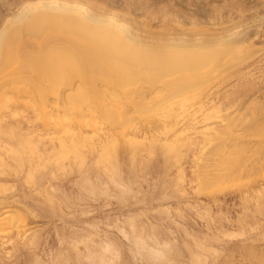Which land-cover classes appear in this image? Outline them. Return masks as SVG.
<instances>
[{
  "label": "rangeland",
  "instance_id": "obj_1",
  "mask_svg": "<svg viewBox=\"0 0 264 264\" xmlns=\"http://www.w3.org/2000/svg\"><path fill=\"white\" fill-rule=\"evenodd\" d=\"M17 2L0 0V17ZM97 2L115 7L157 38L161 34L180 32L182 28L186 34L191 30L206 31V38L212 39L222 29L241 26L240 30H245L250 38L251 47L247 53L239 55V63L223 65V73H216L211 82L205 83V90L203 87L199 90L198 100L192 105L187 103L189 106L185 104V109L175 105L171 112L161 111L156 113L158 116L149 113L146 119H140L131 108V97L122 102L121 110L131 118L125 138L143 143L146 149L156 147V150L152 147V152L155 151L152 155L141 151L134 161L128 151L119 152L121 178L133 193L130 192L132 195L128 194L131 196L125 201L121 200L118 189L105 184V175L95 168L100 150L107 142L115 140V130L99 122L93 113L90 118L96 120L90 119L92 124H86L87 113L92 111L83 110L79 114L80 109L76 111L79 117L71 114L72 111L64 115V107L55 95L49 97L42 112L29 96L28 88L5 84L14 74L5 75L0 80L3 84L0 95L8 96L10 103L6 109L0 108V133L3 132L0 135L8 139L14 130L19 136H36L34 139L45 148L46 156L54 155L56 147L70 144L69 141L77 137L85 144L82 152L86 165L77 170L80 166L73 168L75 164L71 161V167L66 161V168L58 170L49 159L52 167L49 165L46 169L44 159L47 157L35 155L44 157V164L40 157H33L40 158V162L34 161H38L40 169L44 167L41 175L38 174L40 180L28 183L26 174L30 167L27 170L25 162L29 160L19 170L8 148L2 146L4 142L6 146L8 140L3 139L4 135L0 138V143L3 142L0 162L5 165L0 163V264H264V131L261 134L246 131L252 119L264 121V0ZM148 97L149 100L152 95ZM43 114L45 117L53 114L52 121L59 116L64 125L55 120L56 125L62 127L48 122L49 126H45ZM130 114L133 115L128 117ZM93 123L97 127L92 126ZM225 124L233 126L232 134H238L237 142L245 146L244 157L237 167L239 171L237 173L236 168L230 178L227 175L220 178L219 185L213 189H200V174L203 175L204 169L211 177L220 174L223 177L226 173L217 161L219 155L209 153L210 145L203 143L208 134L213 136L212 133L225 128ZM23 135L21 138H25ZM174 141L184 145L180 166L174 164L179 168L165 160L167 165L161 154L162 147H158ZM34 162H29L31 168L36 165ZM84 176L91 184L88 187L99 192L107 189L109 194L96 191V195L91 192L89 195L85 188L88 184H83ZM102 182L105 185L100 186ZM140 243L148 249L141 250ZM152 249L164 253L166 260L161 262L150 257Z\"/></svg>",
  "mask_w": 264,
  "mask_h": 264
},
{
  "label": "bare ground",
  "instance_id": "obj_2",
  "mask_svg": "<svg viewBox=\"0 0 264 264\" xmlns=\"http://www.w3.org/2000/svg\"><path fill=\"white\" fill-rule=\"evenodd\" d=\"M101 3L103 4V2ZM102 4L97 2V0H18L12 10L0 17V80H3L5 75L10 76L9 73H11V77L14 74L11 79L4 83L27 87L28 89L23 88L29 91V96L35 99L38 106L42 108V112L48 105L49 97L53 98L52 95H55L54 98L57 96L56 99L58 100L59 98L58 101L66 109L61 106L64 109L61 108L64 115L69 114L70 111H72L71 114L75 115L74 113L80 111V109L82 110L79 114L83 110H86L84 112L92 111L87 113L89 118L87 117L88 121H86L87 123L85 122L86 124L88 122L92 124L93 119L96 120L94 117L90 118L92 115L90 113H93L99 122L115 130V140H110L111 142H107L100 150L101 152L98 153L96 158L95 168H99L105 175L107 179H105L107 181L105 184H111L108 186H113L115 190L118 189L119 195L122 197L121 200L125 201L133 193L121 178L119 152L128 151L131 161H134L141 151L144 150L143 152H148V155H152L151 153L155 152L152 151L154 148L156 150V147L148 145L151 147L147 146L148 149H146L143 143L131 138H125V132L127 131L125 129L129 126L131 118H127L125 111L121 110V104L124 105L122 102L131 97V102H129L131 108L140 119H146L145 116L149 113L171 112L174 110L172 108L175 105H179V107H184L187 103L192 105L194 104L192 103L193 101L198 100L199 90L202 87L205 90L204 84L208 83L216 73L220 72L222 66L226 63L230 65L237 64L239 55L246 51L248 52L251 43H249L250 38L246 34L247 32L240 30L241 26L222 29L217 35L214 34L215 36L213 37L215 38L212 39H210L211 37L206 38V31L191 30L192 32L189 31L186 34V30L182 28L181 30H184V32L177 28L180 32L167 33L170 31L169 29L165 32L167 33L166 35L163 34L164 37L160 33L161 37L159 34L157 38L154 32L156 37L148 29L145 30L142 25L116 10L115 7L110 8L108 7L109 5ZM174 30L176 31L175 28ZM2 85L0 84L1 89ZM2 95H0V108L6 109L8 108L7 105H9L7 103H10L7 101L9 98L5 95L6 99L4 93ZM151 95V99L148 100V96ZM53 100L50 102L52 103ZM187 105L186 107L189 106ZM37 109L39 110V108ZM76 114V116L79 115L78 113ZM73 115L68 116L71 117ZM131 115L133 114L128 115V117H131ZM50 117H45V115L42 117L45 126L48 125L47 122L53 123L54 126H61V124L56 125L55 123V120L56 122L61 120L59 116L52 121L54 118L52 114V122ZM132 118L135 121L134 117ZM136 119L138 120V118ZM62 122L60 121V123ZM263 123L258 121V119H252L249 124L247 123L248 125L246 124V131L249 130L252 133L261 134L264 131ZM220 124L222 125L223 123ZM62 125L64 124L62 123ZM92 126H95L94 123ZM231 128L230 125L228 127V124H225V128L214 134L212 133L213 136L210 134H206L207 138L204 136V140H206V142L203 141L204 145L205 143L210 145L208 152L219 155L217 160L219 166L227 174L225 173L223 177L222 174H220L221 176L211 177L212 175H208V171L204 169V172L202 171L203 175L200 174V189H213L216 184L219 185L218 181L220 178H224L226 175L230 178V175L234 174V170H236L242 157H244L245 146H243L244 144L240 145L242 142L240 144L237 142V137L235 136L238 134L233 135L234 131L232 132ZM3 135H0V138H3ZM21 136L13 130V134L8 139L6 138L8 136L4 135L5 138L3 139H7L8 143L4 146V142L2 146L8 148L7 151L12 155L15 163H18L17 166L20 169L17 168L19 170L23 169L24 162L29 160L25 162V165L26 163L28 164L27 170L30 167L28 174H26L28 183L33 184L36 180H40L41 177L38 174L43 170L44 165H46V169L50 165L49 159L58 167V170L65 167L64 163L66 161L69 166H71L70 162L72 161V164H75L73 168L74 166L75 168L80 166L77 170L81 169V165H86L84 163L85 153H83L84 151L82 152L85 144L81 141L82 139L78 138V140L76 137L69 141L70 144H60L59 148L56 147L57 150L55 149L54 155L50 154L52 156L48 158L50 155L46 156L47 153H44L45 148L42 149L39 142L34 139L36 136H32L33 140L31 136L30 138L25 135H23L25 138H21ZM208 136L211 137L208 138ZM10 141L11 145L9 144ZM225 141L230 144L226 147H229L227 151L225 150L226 148L224 149ZM183 146V144L174 141L158 147H162V153L161 151L159 152L164 155L162 156L163 159L165 158L164 161L166 160L168 163L172 161L173 163L171 162L170 165L173 164V167H177L178 162L179 164L181 162L179 157L182 156ZM40 148L43 151H40ZM35 155H45L44 157H47V160L44 159L45 164L42 160L44 157ZM33 157L41 158V163L43 162L44 164H42V167L41 163H39L42 167L41 169L38 165L40 158L39 160L36 159L38 160L37 162H34L36 160ZM166 161L165 163L167 164ZM29 162H34L38 166L35 165L31 168L30 165L32 163L30 164ZM1 165L5 166L3 163ZM1 165L0 167H2ZM238 171L237 168V173ZM85 176L89 178L87 174ZM87 177H85L86 181L83 179V184L84 182H86V185L88 184L87 187H85L86 185L84 187L88 188L86 190L89 195L91 193L96 195V191L100 194L104 193L103 195L109 194L106 193L107 189L104 190L105 187L103 188L105 192L102 190L99 192L97 189L94 191L93 189L95 188L88 187L91 184ZM94 182L91 183L94 184ZM233 182L235 181L233 180ZM102 183L100 186L105 185L104 182ZM128 194L131 195L128 196ZM139 246L141 250L148 249L144 244L140 243ZM150 254V257L161 262L166 260L164 253L155 252L152 249L149 252Z\"/></svg>",
  "mask_w": 264,
  "mask_h": 264
}]
</instances>
